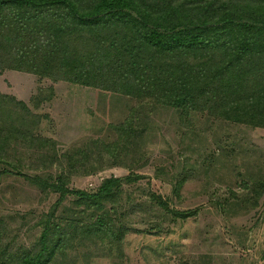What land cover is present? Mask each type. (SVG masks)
<instances>
[{
  "label": "rangeland",
  "instance_id": "rangeland-1",
  "mask_svg": "<svg viewBox=\"0 0 264 264\" xmlns=\"http://www.w3.org/2000/svg\"><path fill=\"white\" fill-rule=\"evenodd\" d=\"M49 88L51 99L38 105ZM0 93L37 117L22 126L30 139L10 141L0 162V254L36 249L48 223L72 233L54 264H264L263 125L8 68ZM128 118L127 138L108 155L112 125ZM110 176L131 180L102 209L45 188L62 178L95 191ZM97 218L106 232L81 235L77 228Z\"/></svg>",
  "mask_w": 264,
  "mask_h": 264
},
{
  "label": "trees",
  "instance_id": "trees-1",
  "mask_svg": "<svg viewBox=\"0 0 264 264\" xmlns=\"http://www.w3.org/2000/svg\"><path fill=\"white\" fill-rule=\"evenodd\" d=\"M6 68L264 126V0H0V70ZM48 91L38 105L51 99ZM12 104L22 110L11 111ZM0 112L18 124L0 120L3 162L5 146L30 139L22 126L37 117L2 93ZM112 127L117 138L104 148L115 157L130 119ZM123 180L131 178L110 176L85 191L58 178L45 188L102 209ZM193 212L174 211L181 218ZM106 224L97 218L77 230L91 236L105 233ZM71 239L68 229L46 223L36 249L0 254V264H54Z\"/></svg>",
  "mask_w": 264,
  "mask_h": 264
},
{
  "label": "crops",
  "instance_id": "crops-1",
  "mask_svg": "<svg viewBox=\"0 0 264 264\" xmlns=\"http://www.w3.org/2000/svg\"><path fill=\"white\" fill-rule=\"evenodd\" d=\"M33 93H34V92H33ZM33 93H32V94H33ZM32 94H31L30 96H32Z\"/></svg>",
  "mask_w": 264,
  "mask_h": 264
}]
</instances>
